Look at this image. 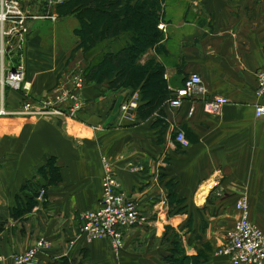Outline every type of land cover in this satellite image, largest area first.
<instances>
[{
	"label": "crops",
	"instance_id": "obj_1",
	"mask_svg": "<svg viewBox=\"0 0 264 264\" xmlns=\"http://www.w3.org/2000/svg\"><path fill=\"white\" fill-rule=\"evenodd\" d=\"M159 4L161 38L146 49V60L155 58L174 90L197 74L206 99L222 96L228 104L213 117L200 101L172 110L171 96L159 114L140 118V110L125 118L120 98L102 92L103 82L87 80L76 119L0 117V264H13L40 239L46 247L35 264H230L213 252L237 220L240 199L264 232V118L255 116V107L264 105L255 95L256 74L264 70V0ZM74 7L63 17L55 13L50 28H30L26 40L0 57V75L23 66L27 89L0 86V109L16 111L25 99L47 96L70 73L87 76L93 68V56L80 46ZM177 132L185 134L187 147L175 142ZM103 157L147 219L123 233L118 252L80 233V213L96 208L101 196Z\"/></svg>",
	"mask_w": 264,
	"mask_h": 264
},
{
	"label": "built area",
	"instance_id": "obj_2",
	"mask_svg": "<svg viewBox=\"0 0 264 264\" xmlns=\"http://www.w3.org/2000/svg\"><path fill=\"white\" fill-rule=\"evenodd\" d=\"M22 0H0V57L13 51L15 40L28 33V20L47 19L56 21L55 14L38 16L26 15L21 6ZM66 0H51L55 4H63ZM5 39H8L5 43ZM24 69L18 65L14 71L1 72L0 86L13 91L27 90L24 86ZM84 74L81 71L70 73L64 83L56 87L40 100L25 99L18 110L7 111L0 109V117H50L54 119H76L82 111L84 102L82 92L85 87ZM23 87V88H22ZM205 87L197 74H191L182 88L174 91L168 101L172 110L180 109L185 102H201L203 113L217 117L228 104V99L222 96H212L208 99ZM258 99H264V70L256 74V91ZM136 109V103L122 104L121 115L130 118ZM194 108L191 107L190 114ZM255 116L264 118V105L255 107ZM175 142L181 147L188 146L183 132L175 134ZM104 175L101 183V196L94 209L80 213V232L88 243L99 240L109 242L112 251L122 249L123 233L134 228H141L147 223L146 217L137 204L128 199L117 181L111 162L101 159ZM44 190L38 193V199L44 197ZM238 213L233 227L227 232L222 248L215 256L225 257L230 264H264V232L250 221V207L246 199H240L235 204ZM46 247L44 239L38 240L29 250L13 257V264H35L37 254ZM1 260V255H0Z\"/></svg>",
	"mask_w": 264,
	"mask_h": 264
},
{
	"label": "trees",
	"instance_id": "obj_3",
	"mask_svg": "<svg viewBox=\"0 0 264 264\" xmlns=\"http://www.w3.org/2000/svg\"><path fill=\"white\" fill-rule=\"evenodd\" d=\"M81 3H87V5L84 6L83 10L79 9L80 11L77 14L81 22V30L77 32V35L80 39V46L84 48L86 57L90 58L96 52H103L107 44L111 41H117L116 39L118 37L120 38L119 34L122 29L128 30L130 35L135 36L137 34L142 37L143 41L141 44L144 45L141 49L136 43L137 40L132 41L128 43L130 45L129 48L121 51L116 50V52L107 50L101 54L100 59L99 56L93 58L91 64L93 68L88 71L87 76L84 75L85 86L87 85V80L95 79L104 82L105 73L108 75V72H114L116 75V80L113 81L114 83H124L123 79L127 80L128 78H131L132 81H138L146 77L148 82L152 84L156 83L155 85H151L148 92L150 94L158 90L161 92L162 88L158 89L155 77L157 74L159 78L162 76V67L158 63H154L153 65L158 71L155 74L147 73L148 75H145L144 72L142 73L140 70L134 69L133 65L137 60L136 55L130 54V52L146 51V49L153 47L160 40L161 35L157 30V23L160 20L158 15L159 0H140L134 6H131L127 0H70L65 6H67V11H69L74 7L72 5H80ZM144 13L146 14L145 20ZM131 17H135V20L138 18L140 21H144V24L138 25L137 27L133 25V29H131ZM125 19L128 20L125 21ZM146 20L148 21L146 22ZM105 68L106 71L103 72L102 70ZM135 85L134 87H136ZM162 94L163 97H166L164 90ZM162 100L164 101V99ZM174 262L179 264L177 261Z\"/></svg>",
	"mask_w": 264,
	"mask_h": 264
},
{
	"label": "rangeland",
	"instance_id": "obj_4",
	"mask_svg": "<svg viewBox=\"0 0 264 264\" xmlns=\"http://www.w3.org/2000/svg\"><path fill=\"white\" fill-rule=\"evenodd\" d=\"M22 1H21V6L25 10L26 15L37 14L38 16H41V17L45 16L46 17L49 14H55V13L57 14L58 13V15L63 17V16H65L67 14V12L70 11V10L67 11V6H65V2L63 4H61V5H59V4H55L53 2L51 4V0H27V1L23 2V3H22ZM72 6H78L79 9H81L80 5H72ZM161 7H162V5L159 4V6H158V15H159L160 20L157 23V26H159L161 18L163 17V14H162V11H161ZM75 8L76 7H73L72 11ZM144 10H145V12H147L146 9H144ZM145 16H146V14L144 13V20L146 18ZM126 20H128V19H125V21ZM147 21L148 20H146V22ZM34 22H36V24H34V25L32 24L33 25L32 26L31 23H34ZM54 22L56 24L57 21H51V20H47V19L46 20L45 19L28 20V33H29V29L30 28H38V27L50 28L51 25L52 26L55 25ZM130 22L132 23L131 24V26H132L131 29H133V25L137 27L138 25L144 24V21H140L138 18H136V20H135V17L134 18L131 17L130 18ZM29 24L31 25V27L29 26ZM58 24H60V23H57V25ZM63 24H65V22ZM0 27H1V25H0ZM26 35H24V37ZM124 35H129V36H124ZM119 36H120V38L119 37L117 39L115 38L117 41H111L109 44H107V46L105 47L103 52L94 53L93 54V58H96V57L99 56V59H100L101 58V54L105 53L107 50L116 52V50H120L121 51V50H124L125 48H129L130 45H128V43H130L132 41H136V40H137V42H136L137 45L141 49L144 47V45L141 44V42L143 41V38L138 36L137 34L135 36L130 35L129 31L126 30V29L125 30H123V29L120 30ZM26 38H27V36L25 37V40H26ZM7 40L8 39L4 40L5 43L7 42ZM0 42H1V37H0ZM17 43H18V40H15L14 46H16ZM22 43L23 42L21 40V44ZM130 54H132L134 56L136 55V59L137 60H136V63L133 65L135 70H140V72H142V73L144 72L145 75L147 73L148 74L149 73L155 74L158 71V69L155 68L154 65H153L154 63L155 64L157 63L155 58L151 56L150 59L146 60V58L144 56L146 53H145L144 50H143V52H140V51L133 52V53L130 52ZM151 60H153V61H151ZM102 71L105 72L106 68L103 69ZM103 78H104V76H103ZM187 78H185V80ZM93 80H95V79H93ZM114 80H116V75L114 74V72H112V73L108 72V75H106V73H105V79L103 80L104 82L102 83V86H100L103 89L102 92H104L105 94L109 93V94L113 95V99H115V100L120 98V100L118 101V102H120L119 105H118L119 106V111H120V107H121L122 104L130 103L131 101H134L136 103L135 111H138V113H139V111L141 110L140 115H139V117H141V118H144V116H147L148 114H159L160 110L162 109L161 108L162 107V103L166 102V100L168 98H170L173 95L174 91L176 90V89L174 90L172 88V86L169 83H167V81L164 79V69H163L162 76L160 78H159L158 74L155 77V80L157 81L158 89L162 88V91L160 92L158 90L157 92H155L153 94H150L148 91L150 90L151 85H155L156 83L152 84V83L148 82L146 80V77L143 78L142 80L140 79L141 81L140 80L132 81L131 78H128L127 80L123 79L124 83H119V84H117V82L114 83L113 82ZM185 80H184V82H185ZM95 81L98 82V80H95ZM184 82L181 83V87L184 85ZM61 84H59L58 86H60ZM134 84H136L135 85L136 87H134ZM181 87H179V88H181ZM163 90H164V93H166V97H163V94H162ZM165 98H166V100H165ZM162 99H164V101ZM114 103H116V101ZM225 238H226V236H225ZM213 256H215V252H213ZM171 264H177V263L176 262H172Z\"/></svg>",
	"mask_w": 264,
	"mask_h": 264
}]
</instances>
